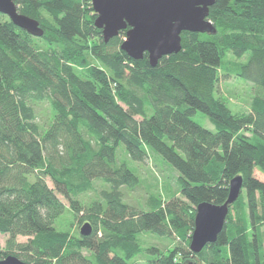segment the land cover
<instances>
[{
	"label": "trees",
	"instance_id": "obj_1",
	"mask_svg": "<svg viewBox=\"0 0 264 264\" xmlns=\"http://www.w3.org/2000/svg\"><path fill=\"white\" fill-rule=\"evenodd\" d=\"M13 1L43 34L0 14V234L10 246L28 237L0 247V260L132 264L148 251L157 264H264V182L254 176L264 174V0H216L207 17L214 31L182 32L181 50L155 67L120 49L126 30L104 43L90 0ZM219 72L252 85L247 112L214 96ZM42 103L50 116L40 123ZM197 112L214 132L192 119ZM151 154L177 172L181 198L150 195L137 209L122 189L140 183L133 163ZM237 175L244 194L222 231L191 252L196 206L223 204ZM95 181L107 189L83 204ZM66 215L90 234L70 233ZM143 234L172 242L169 254L144 249Z\"/></svg>",
	"mask_w": 264,
	"mask_h": 264
},
{
	"label": "water",
	"instance_id": "obj_2",
	"mask_svg": "<svg viewBox=\"0 0 264 264\" xmlns=\"http://www.w3.org/2000/svg\"><path fill=\"white\" fill-rule=\"evenodd\" d=\"M96 14L94 26L101 30L104 43L126 30L120 49L131 59L141 60L147 55L149 65L155 67L163 56L181 50L182 32L214 31L208 21L209 8L216 0H90ZM0 14L14 26L33 37L43 34L38 22L18 12L13 0H0ZM243 187L240 175L228 183V195L223 204L201 202L195 208L194 229L189 249L199 253L206 245L214 243L222 231L229 207L238 199ZM90 225L80 228L87 236ZM0 264H28L14 255H7ZM183 264H194L187 261Z\"/></svg>",
	"mask_w": 264,
	"mask_h": 264
},
{
	"label": "rangeland",
	"instance_id": "obj_3",
	"mask_svg": "<svg viewBox=\"0 0 264 264\" xmlns=\"http://www.w3.org/2000/svg\"><path fill=\"white\" fill-rule=\"evenodd\" d=\"M34 42L43 49H46L48 46L45 42L41 41L38 38L34 39ZM230 60H233L231 56L228 57ZM80 74V70H76ZM222 73L219 72V80L216 84L215 97L222 99L228 108L233 112H247L249 110V105L252 97V85L242 79L236 78L234 76L223 77ZM38 113L37 119L40 123L47 122L49 120L50 111L46 104L42 103L36 107ZM192 119L202 125L207 130L214 132V126L210 122L207 116H204L203 113L197 112ZM122 148V146H120ZM134 167L137 169L140 183L134 189L123 188L124 201L128 204L134 206L137 209H146L145 203L147 198L150 195H155L162 199H167L170 196H177L181 198L179 192V186L177 185V172L173 169L171 165L165 162L159 155L151 154L145 163H133ZM254 176L264 182V174L259 171H254ZM47 184L52 187L50 180L46 179ZM94 190L86 194L81 195L78 199L86 204L92 200L98 198L99 191L101 189H107L105 184H102L99 181H95L93 184ZM241 194H244V191H241ZM240 194V195H241ZM61 198L60 195H58ZM232 215L236 219L239 215L237 210H232ZM65 223L64 227H69L68 225L73 224L69 227V232L77 235L80 234V228L82 225L77 226V222L72 219L69 215L65 216L62 220ZM64 228V229H65ZM28 237L18 235L16 236L14 243L9 245L8 235L0 234V247L2 249L9 246V250H14L17 246V243L26 242ZM143 241L144 249L148 246H154L157 248L158 253L167 256L171 251L173 244L165 238H159L152 236L150 234H143L141 236ZM181 263H185L184 259L179 258ZM184 261V262H183ZM157 264L155 261V256L151 255L150 252L144 251L139 254L132 260V264Z\"/></svg>",
	"mask_w": 264,
	"mask_h": 264
}]
</instances>
